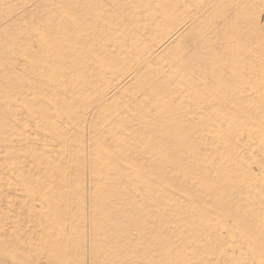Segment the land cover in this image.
Returning <instances> with one entry per match:
<instances>
[{
	"label": "rangeland",
	"instance_id": "1",
	"mask_svg": "<svg viewBox=\"0 0 264 264\" xmlns=\"http://www.w3.org/2000/svg\"><path fill=\"white\" fill-rule=\"evenodd\" d=\"M0 264H264V0H0Z\"/></svg>",
	"mask_w": 264,
	"mask_h": 264
}]
</instances>
